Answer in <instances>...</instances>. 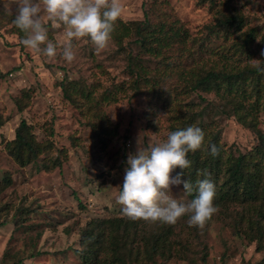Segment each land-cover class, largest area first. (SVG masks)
Listing matches in <instances>:
<instances>
[{"label":"rangeland","instance_id":"rangeland-1","mask_svg":"<svg viewBox=\"0 0 264 264\" xmlns=\"http://www.w3.org/2000/svg\"><path fill=\"white\" fill-rule=\"evenodd\" d=\"M18 2L0 0V264H80L81 232L90 221L131 219L117 202L127 156L163 143L173 119L192 106L207 109L204 124L221 131L219 141L226 151L245 154L255 145L248 125L229 113H213L221 101L200 90L190 91L178 78L182 71L195 69L203 54L197 52V44L205 27L223 14L241 15L243 30L255 29L253 56L244 60L235 54L241 64L255 66L261 59L258 47L264 49V0H119L117 20L128 23L130 36L120 45L110 39L101 50L87 37L75 39L72 62L60 54L64 29L47 22L43 13L57 55L50 58L20 44L12 28ZM144 13L147 24L174 22L197 40L160 49L161 56L154 59L133 30L144 24ZM236 38L237 33L230 32L226 40L212 37L205 46L212 52L234 49ZM128 59L135 72L148 71L147 81L134 83ZM64 80L69 98L59 87ZM25 104L19 110L18 105ZM21 120L31 126L36 141L51 142L50 151L25 167L5 150ZM257 128L264 134V111L257 116ZM55 158L60 168L40 169ZM6 177L8 186L2 182ZM171 191L178 200H189L179 188ZM242 205H215L216 212L202 227L190 225L187 215L175 224L136 219L132 227L142 234L169 230L171 256L167 261L157 258L156 264H264V237L249 241L236 233L234 221ZM258 211L264 215V207Z\"/></svg>","mask_w":264,"mask_h":264},{"label":"trees","instance_id":"trees-1","mask_svg":"<svg viewBox=\"0 0 264 264\" xmlns=\"http://www.w3.org/2000/svg\"><path fill=\"white\" fill-rule=\"evenodd\" d=\"M143 16L144 24L135 26L133 30L143 50L149 52L154 59L161 56L160 49L172 45L183 46L197 40V38H190L187 31L176 26L174 22L169 25L165 22L152 25L147 24L146 13ZM244 26L245 19L238 14L228 16L223 14L215 19L212 26H206V33L197 44V52L203 54L199 57L195 69L182 71L178 79L187 84L190 91L200 90L212 94L221 101L222 104L211 109L213 113H229L239 124L248 125L255 137V145L245 154L226 151L219 141L221 131L217 128L213 131L209 123L204 124L203 118L207 113L205 107L188 108L182 116L173 119L169 129L175 131L190 125L203 129L205 135L201 148L187 153V159L191 163L184 169L185 177L194 188L198 180L206 176L211 179L216 186L214 205L245 204L242 205L240 217L234 221L236 233L244 234L249 241L260 242L264 237V215L258 211V208L264 207V134L257 128V116L264 111V73L258 72L255 66L248 63L241 64L238 59H235V54L247 60L254 53L252 45L256 36L255 29L243 30ZM12 28L21 38L23 33L14 24ZM130 31L128 23L117 20L111 39L120 45L123 39L130 36ZM230 32L237 33L238 43L234 45V49L230 47L227 50L223 48L212 52L211 48L209 50L206 48V43H209L212 37L221 36L226 40ZM152 45L155 46L152 47ZM148 46L150 48H147ZM258 49L262 50L261 47ZM131 63L128 59L127 70L129 74L135 73L134 83L137 84V80L141 78L147 81L148 71L140 68L143 74L135 72L134 68H131L133 66ZM168 70L172 71V68L168 66ZM59 87L64 97H71L65 80L59 83ZM75 88L78 89L76 86ZM25 106L26 104L18 105L19 110L22 111ZM2 124L3 120L0 118V126ZM30 130L31 126L21 120L14 131L13 138L5 143L7 154L20 167L33 164L39 155L50 151L51 148L50 141L45 144L36 141ZM209 145H216L219 149L216 156L209 153ZM60 166L59 159L55 158L42 163L40 169L51 171ZM175 171L180 169L177 167ZM2 182L5 186L10 185L8 177ZM194 196L195 191L187 195V198L190 200ZM254 210L256 215L252 213ZM242 220H246L243 225ZM132 226H134V220L128 218L90 221L81 232V249L77 252L80 264H156L157 258L169 260L172 253L167 234L169 230L142 234L140 230H133Z\"/></svg>","mask_w":264,"mask_h":264},{"label":"clouds","instance_id":"clouds-1","mask_svg":"<svg viewBox=\"0 0 264 264\" xmlns=\"http://www.w3.org/2000/svg\"><path fill=\"white\" fill-rule=\"evenodd\" d=\"M121 10L119 0H19L12 23L23 33L22 46L51 58L57 55V47L48 38L43 13L47 22L64 29L60 54L67 62H72L75 39L87 37L98 50L107 46ZM260 55L262 59L257 60L255 68L264 73V49ZM204 135L201 127L190 125L170 131L163 143L129 154L117 197L121 211L133 220L166 224H175L187 215L190 225L202 227L217 210L214 205L216 186L206 176L198 180L194 188L185 177L184 169L191 163L187 153L201 148ZM208 151L216 156L219 149L209 145ZM177 167L180 171H175ZM173 187L179 188L185 196L195 191V196L187 202L180 201L172 195Z\"/></svg>","mask_w":264,"mask_h":264}]
</instances>
